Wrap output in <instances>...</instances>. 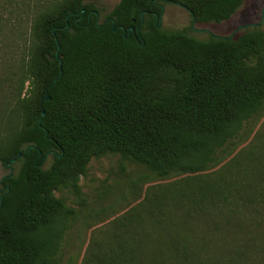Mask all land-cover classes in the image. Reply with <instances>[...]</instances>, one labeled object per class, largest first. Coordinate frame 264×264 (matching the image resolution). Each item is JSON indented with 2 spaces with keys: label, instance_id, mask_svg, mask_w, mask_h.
I'll return each instance as SVG.
<instances>
[{
  "label": "trees",
  "instance_id": "obj_1",
  "mask_svg": "<svg viewBox=\"0 0 264 264\" xmlns=\"http://www.w3.org/2000/svg\"><path fill=\"white\" fill-rule=\"evenodd\" d=\"M97 1L0 14L19 48L0 75V163L17 158L0 183V264H59L79 212L56 193L82 206L81 177L110 155L145 173L132 203L85 215L80 264H264V120L234 142L264 116V30L159 26L164 5L220 24L245 0H119L101 23Z\"/></svg>",
  "mask_w": 264,
  "mask_h": 264
},
{
  "label": "rangeland",
  "instance_id": "obj_2",
  "mask_svg": "<svg viewBox=\"0 0 264 264\" xmlns=\"http://www.w3.org/2000/svg\"><path fill=\"white\" fill-rule=\"evenodd\" d=\"M21 0H0V14L4 16L5 23L12 20L16 14V6ZM119 0H98L95 3L98 8L99 22H103L107 14L114 8ZM164 10L161 16V26L167 30H179L187 27H192L193 21L190 13L183 7L173 4L164 5ZM7 19V20H6ZM251 27L264 30V0H245L242 7L228 21L220 24H193V29L190 34L198 39H206L209 35L217 37H237L243 27ZM9 25H0V75L1 70L6 61L10 60L11 53L15 55L19 48L16 43H12L9 32ZM11 39V41H10ZM14 49H12V48ZM264 120L258 118L256 121H250L244 124L241 136L234 142L240 143L237 147H242L253 135L260 129ZM252 130L248 136L249 131ZM236 147V148H237ZM49 159V157H48ZM124 169H123V168ZM16 167H12L13 172ZM9 168H5L0 163V180L8 175ZM145 173V170L133 163L124 162L118 156L110 155L100 159H94L88 166L87 173L80 179V186L84 204L77 205L79 198H74L67 192L56 193L57 196L66 198L67 206H71L79 212V218L72 221L69 229L63 238L61 245V261L59 264H80L84 257V252L89 244L92 229L86 227L85 215L91 211H100L109 209L118 205L132 203L129 185L132 179ZM0 186V190H1ZM130 194V195H129ZM121 211H119L120 213ZM112 213L111 216H114ZM65 222L63 221V224ZM62 223L54 228L53 232L61 234ZM55 244V243H54ZM54 249L59 246L54 245Z\"/></svg>",
  "mask_w": 264,
  "mask_h": 264
},
{
  "label": "water",
  "instance_id": "obj_3",
  "mask_svg": "<svg viewBox=\"0 0 264 264\" xmlns=\"http://www.w3.org/2000/svg\"><path fill=\"white\" fill-rule=\"evenodd\" d=\"M164 10V9H163ZM82 13H85V10H82ZM95 13V15H96V17H97V19H98V13L97 12H94ZM193 24H194V22H193ZM193 24H192V29H193ZM161 25V20H160V23H159V26ZM66 30L68 29V27H66L65 28ZM117 29L116 28H114L113 27V31H116ZM123 31H124V29H123ZM132 31H134V27H130L129 29H128V32H132ZM137 31H138V28H137ZM58 51H59V46H58V50H57V54H58ZM50 99V97H49V95H47L46 96V98H45V100L46 101H48ZM44 115V111H42V116ZM32 146H30L29 148H31ZM50 155V153H47L46 154V156L45 157H48ZM21 156V153L20 154H18V156L17 157H20ZM16 160H17V158H13L12 160H11V162L10 163H15L16 162ZM10 163H6L5 164V166L6 167H8L9 169H10V172H9V174H8V176H10L11 174H12V167L10 166ZM2 182V179L0 180V183ZM1 200H2V198H1Z\"/></svg>",
  "mask_w": 264,
  "mask_h": 264
},
{
  "label": "flooded vegetation",
  "instance_id": "obj_4",
  "mask_svg": "<svg viewBox=\"0 0 264 264\" xmlns=\"http://www.w3.org/2000/svg\"><path fill=\"white\" fill-rule=\"evenodd\" d=\"M98 20H99V17H98Z\"/></svg>",
  "mask_w": 264,
  "mask_h": 264
}]
</instances>
